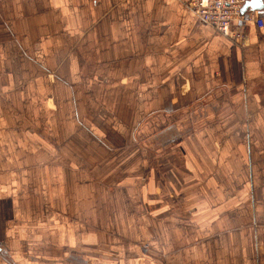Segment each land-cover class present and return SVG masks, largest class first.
Masks as SVG:
<instances>
[{"label":"crops","instance_id":"crops-1","mask_svg":"<svg viewBox=\"0 0 264 264\" xmlns=\"http://www.w3.org/2000/svg\"><path fill=\"white\" fill-rule=\"evenodd\" d=\"M239 27L0 0V264H264V28Z\"/></svg>","mask_w":264,"mask_h":264},{"label":"built area","instance_id":"built-area-1","mask_svg":"<svg viewBox=\"0 0 264 264\" xmlns=\"http://www.w3.org/2000/svg\"><path fill=\"white\" fill-rule=\"evenodd\" d=\"M191 7L199 18L233 42L244 45L247 37L239 24L246 18L264 28V18L257 11L242 13L248 0H180Z\"/></svg>","mask_w":264,"mask_h":264},{"label":"water","instance_id":"water-1","mask_svg":"<svg viewBox=\"0 0 264 264\" xmlns=\"http://www.w3.org/2000/svg\"><path fill=\"white\" fill-rule=\"evenodd\" d=\"M257 11L259 14L264 13V0H248L242 8V13Z\"/></svg>","mask_w":264,"mask_h":264}]
</instances>
